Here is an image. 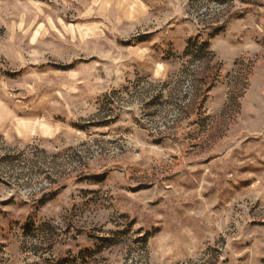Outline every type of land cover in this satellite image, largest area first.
I'll return each mask as SVG.
<instances>
[{
	"label": "rangeland",
	"instance_id": "obj_1",
	"mask_svg": "<svg viewBox=\"0 0 264 264\" xmlns=\"http://www.w3.org/2000/svg\"><path fill=\"white\" fill-rule=\"evenodd\" d=\"M0 101V264H264V0H0Z\"/></svg>",
	"mask_w": 264,
	"mask_h": 264
},
{
	"label": "crops",
	"instance_id": "obj_2",
	"mask_svg": "<svg viewBox=\"0 0 264 264\" xmlns=\"http://www.w3.org/2000/svg\"><path fill=\"white\" fill-rule=\"evenodd\" d=\"M0 102H1L0 103V119L3 120L5 123H12L13 121H15L19 117V115L18 114L13 115L12 113L10 114L7 111L6 104L3 101H0Z\"/></svg>",
	"mask_w": 264,
	"mask_h": 264
}]
</instances>
